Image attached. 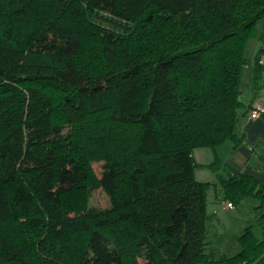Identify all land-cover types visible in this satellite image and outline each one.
<instances>
[{"label": "trees", "instance_id": "16d2710c", "mask_svg": "<svg viewBox=\"0 0 264 264\" xmlns=\"http://www.w3.org/2000/svg\"><path fill=\"white\" fill-rule=\"evenodd\" d=\"M259 22L264 0H0V264H264V179L200 181L192 154L243 142ZM210 193L256 200L230 256Z\"/></svg>", "mask_w": 264, "mask_h": 264}, {"label": "crops", "instance_id": "0c3cea01", "mask_svg": "<svg viewBox=\"0 0 264 264\" xmlns=\"http://www.w3.org/2000/svg\"><path fill=\"white\" fill-rule=\"evenodd\" d=\"M249 46H251L252 55L250 62L244 67L241 82V100L246 111L242 114L238 125V132L242 133L244 137L243 142L234 145L233 142L227 140L217 145L215 150L210 147L194 148L193 158L200 164L194 169V174L200 181L218 183V175L227 178L229 172L235 174L241 172L264 179V116L248 117V112L252 109L258 106L264 107V71H262L261 79L254 86L253 55L259 46L258 39L249 40L247 48ZM215 157L220 161V166L217 169L205 166L211 163ZM210 201L208 209H218L221 195L218 194L214 197L210 193ZM224 209L229 211L233 208ZM231 215L236 216L235 214Z\"/></svg>", "mask_w": 264, "mask_h": 264}, {"label": "rangeland", "instance_id": "374dc122", "mask_svg": "<svg viewBox=\"0 0 264 264\" xmlns=\"http://www.w3.org/2000/svg\"><path fill=\"white\" fill-rule=\"evenodd\" d=\"M258 29L264 28V23L259 22ZM248 56L252 55L251 46L247 48ZM92 168L95 173L100 176L102 172V162L93 161ZM88 198L86 201L87 207H106L109 204L108 194L100 187L91 188L88 191ZM224 201V200H223ZM222 199L219 201L218 209L210 208L211 221L209 223V235L213 236L215 240L219 239L220 244L213 243L211 247L216 249V254L225 253L227 256L232 255L239 249L236 242V235H238L244 226L248 223H253V210L249 203H255L256 200L248 198L244 200L238 207H234L229 211L222 208ZM249 204V205H248ZM235 214L236 216L233 217ZM236 217V219H235Z\"/></svg>", "mask_w": 264, "mask_h": 264}, {"label": "built area", "instance_id": "2783aa9c", "mask_svg": "<svg viewBox=\"0 0 264 264\" xmlns=\"http://www.w3.org/2000/svg\"><path fill=\"white\" fill-rule=\"evenodd\" d=\"M260 62L264 64V56L261 57ZM262 113H264V107L258 106L248 112V117L255 118V117L260 116ZM221 206L222 208H234L235 207L233 203L229 200H224Z\"/></svg>", "mask_w": 264, "mask_h": 264}]
</instances>
